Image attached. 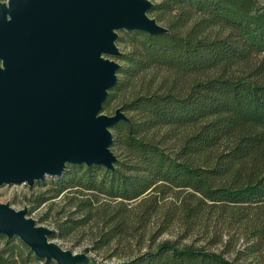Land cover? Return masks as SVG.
I'll return each instance as SVG.
<instances>
[{"label":"trees","instance_id":"1","mask_svg":"<svg viewBox=\"0 0 264 264\" xmlns=\"http://www.w3.org/2000/svg\"><path fill=\"white\" fill-rule=\"evenodd\" d=\"M149 13L169 30L117 39L103 109L120 99L128 118L112 126L114 168L68 163L34 181L30 210L59 214L50 237L130 247L78 264H264V0H155ZM0 264L57 262L0 232Z\"/></svg>","mask_w":264,"mask_h":264},{"label":"water","instance_id":"2","mask_svg":"<svg viewBox=\"0 0 264 264\" xmlns=\"http://www.w3.org/2000/svg\"><path fill=\"white\" fill-rule=\"evenodd\" d=\"M153 0H0V187L61 175L68 163L114 168L112 126L128 114L103 110L118 82L119 30L169 28ZM0 202V232L20 236L57 264L88 262L50 237L53 227Z\"/></svg>","mask_w":264,"mask_h":264},{"label":"rangeland","instance_id":"3","mask_svg":"<svg viewBox=\"0 0 264 264\" xmlns=\"http://www.w3.org/2000/svg\"><path fill=\"white\" fill-rule=\"evenodd\" d=\"M155 1V0H153ZM120 29L119 33L121 32ZM118 43V41H117ZM120 50H122L121 44H119ZM116 58L120 61L118 56ZM121 62V61H120ZM121 105V100L117 99L116 102H113V104L103 109L105 112L113 114L115 112V108ZM40 190V187H38L36 184H27L25 182H18V183H4L3 186L0 187V202H10L14 207L17 209L23 208L25 206L28 207L29 214L31 216H34L37 218V221L41 224H44L46 226H50L54 228L53 220L59 216L57 212H53L51 217L45 218V211L47 210V207H49V203L43 204L39 207H36L31 211V202L29 197L33 196V194L37 193ZM60 204L56 205V207H59ZM164 237H175L173 232L167 231L164 232L163 235H161L159 238ZM55 241H58L63 246L72 249L75 252H85L90 260L92 257L96 258L97 261L102 262H111V261H120L122 259L121 253L125 250H129L130 247L123 248L122 246L119 248H113V247H106L101 250H95L91 246V232L90 230H86L84 232H79L76 235H73L72 237H58L53 236L51 237ZM201 241V240H200ZM135 248V244L132 246ZM231 256V255H229ZM89 262V261H88Z\"/></svg>","mask_w":264,"mask_h":264}]
</instances>
